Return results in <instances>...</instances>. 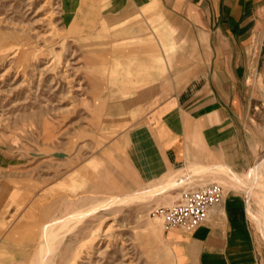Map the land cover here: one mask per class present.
I'll list each match as a JSON object with an SVG mask.
<instances>
[{"label":"rangeland","instance_id":"obj_1","mask_svg":"<svg viewBox=\"0 0 264 264\" xmlns=\"http://www.w3.org/2000/svg\"><path fill=\"white\" fill-rule=\"evenodd\" d=\"M191 32L161 0H0V264H174L161 207L218 182L249 209L264 184V28L240 87L250 169L191 165L139 188L125 159L128 132L201 62Z\"/></svg>","mask_w":264,"mask_h":264},{"label":"crops","instance_id":"obj_2","mask_svg":"<svg viewBox=\"0 0 264 264\" xmlns=\"http://www.w3.org/2000/svg\"><path fill=\"white\" fill-rule=\"evenodd\" d=\"M132 1L139 5L151 0ZM161 1L168 16L191 26L187 38L198 43L194 56L201 62L188 70L194 75L187 84L174 85L177 92L128 132L132 145L125 159L136 187L168 173L162 185L175 183L191 165H218L219 170H230L229 166L243 173L252 163L240 87L246 85L245 71L251 69L248 48L264 28V0ZM232 103L239 105L236 110ZM226 195L221 205L211 208L208 220L191 232L168 228L174 264L261 263L247 196L240 189ZM261 210L264 219V200Z\"/></svg>","mask_w":264,"mask_h":264},{"label":"built area","instance_id":"obj_3","mask_svg":"<svg viewBox=\"0 0 264 264\" xmlns=\"http://www.w3.org/2000/svg\"><path fill=\"white\" fill-rule=\"evenodd\" d=\"M225 188L218 182L191 189L182 193L176 203L161 207L159 213L164 217L166 228H181L191 232L208 220L210 210L221 205L225 199Z\"/></svg>","mask_w":264,"mask_h":264},{"label":"bare ground","instance_id":"obj_4","mask_svg":"<svg viewBox=\"0 0 264 264\" xmlns=\"http://www.w3.org/2000/svg\"><path fill=\"white\" fill-rule=\"evenodd\" d=\"M23 53V51L21 50V48H18V51H17V53ZM261 164H264V161L263 162H261V163H259L258 165H261ZM257 166V165H256ZM255 166V167H256ZM254 167V168H255ZM225 170V169H224ZM254 170V169H253ZM227 175V174H226ZM244 180V179H243ZM242 179H237V182L238 181H241V182H245L244 184H246L247 182H246V180L248 181L249 179L248 178H246L244 181H243ZM238 184V183H237ZM249 185H250V183H249ZM247 186V185H246ZM247 189H248V187H247ZM249 204H250V207H249V209H248V211H249V214H250V217L254 220V222H256V224H258L259 226H261V229L263 230V232H264V225H263V221H261L260 220V217H259V213H258V210H257V208L255 207L256 205H257V201H258V198L260 197V193L262 192V191H264V184H262V185H258V186H254V187H249ZM254 197V199L252 200V198ZM247 203H248V200H247ZM252 204H256V205H252ZM255 208H254V207ZM51 227V226H50ZM50 227L49 228H46L45 229V231H44V234H43V237H44V242H43V246H42V250H46V247H47V244L45 245V243L46 242H48L49 241V239H48V235H49V231H50ZM53 230V229H52ZM49 237H50V235H49ZM41 245H42V243H41ZM49 247V246H48ZM48 249V248H47ZM45 252V251H44ZM45 255V254H44ZM43 254H42V257L44 256ZM45 258H43V260L41 261V263H39V264H45L44 262H45V260H44Z\"/></svg>","mask_w":264,"mask_h":264}]
</instances>
